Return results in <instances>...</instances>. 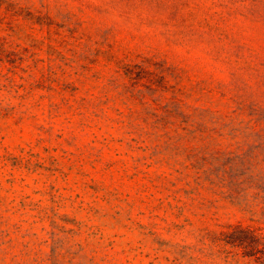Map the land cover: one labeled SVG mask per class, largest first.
I'll list each match as a JSON object with an SVG mask.
<instances>
[{
  "label": "rangeland",
  "instance_id": "obj_1",
  "mask_svg": "<svg viewBox=\"0 0 264 264\" xmlns=\"http://www.w3.org/2000/svg\"><path fill=\"white\" fill-rule=\"evenodd\" d=\"M264 0H0V264H253Z\"/></svg>",
  "mask_w": 264,
  "mask_h": 264
},
{
  "label": "trees",
  "instance_id": "obj_2",
  "mask_svg": "<svg viewBox=\"0 0 264 264\" xmlns=\"http://www.w3.org/2000/svg\"><path fill=\"white\" fill-rule=\"evenodd\" d=\"M227 254L240 256L253 264H264V234L259 229L237 225L224 234Z\"/></svg>",
  "mask_w": 264,
  "mask_h": 264
}]
</instances>
